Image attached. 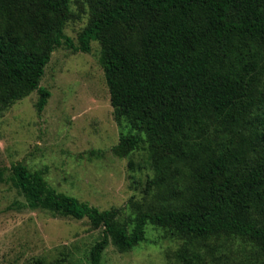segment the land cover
Listing matches in <instances>:
<instances>
[{"label":"trees","instance_id":"obj_1","mask_svg":"<svg viewBox=\"0 0 264 264\" xmlns=\"http://www.w3.org/2000/svg\"><path fill=\"white\" fill-rule=\"evenodd\" d=\"M71 1L0 0V110L36 91L42 112L54 49L89 53L98 42L121 129L110 153L123 159L146 142L159 202L122 223L116 209L49 187L46 167L17 163L8 181L27 207L101 229L88 264H103L110 244L126 252L145 242L149 225L181 241L173 264H264V0H85L77 45L63 33Z\"/></svg>","mask_w":264,"mask_h":264},{"label":"rangeland","instance_id":"obj_2","mask_svg":"<svg viewBox=\"0 0 264 264\" xmlns=\"http://www.w3.org/2000/svg\"><path fill=\"white\" fill-rule=\"evenodd\" d=\"M70 9L63 33L77 45L88 6L72 0ZM100 51L98 42H91L89 53L55 48L39 82L50 93L42 112L35 108L36 91L0 110V169L7 178L0 185V264H26L39 257L55 264H88L90 247L102 237L86 219L29 209L8 181L17 163L31 171L46 167L49 187L100 211L116 209L122 223L159 202L147 187L154 177L147 143L123 159L110 153L121 129L113 118ZM90 150L104 151L106 157L81 156ZM145 237L126 252L110 244L103 264H173L181 241L150 225Z\"/></svg>","mask_w":264,"mask_h":264}]
</instances>
